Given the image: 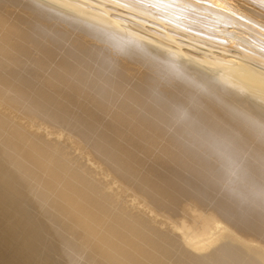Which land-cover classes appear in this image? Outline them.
Wrapping results in <instances>:
<instances>
[{
    "label": "bare ground",
    "instance_id": "obj_1",
    "mask_svg": "<svg viewBox=\"0 0 264 264\" xmlns=\"http://www.w3.org/2000/svg\"><path fill=\"white\" fill-rule=\"evenodd\" d=\"M0 264H264V0H0Z\"/></svg>",
    "mask_w": 264,
    "mask_h": 264
},
{
    "label": "rangeland",
    "instance_id": "obj_2",
    "mask_svg": "<svg viewBox=\"0 0 264 264\" xmlns=\"http://www.w3.org/2000/svg\"><path fill=\"white\" fill-rule=\"evenodd\" d=\"M93 6H95L96 8H98V5H96V4H94ZM113 14H117V15H120V16H123V17H126V18H130V17H128V16H126V15H124V14H121L120 12H117V11H111ZM133 20V19H132ZM136 21V20H135ZM136 22H138V21H136ZM144 26H146V27H151V28H153V26L152 25H149L148 23H145L144 24ZM183 40H185L184 38H182ZM186 41V40H185ZM182 47H184V48H188V49H191V48H189L188 46H183L182 45ZM202 48V47H201ZM193 50H195L196 52H200L201 50L200 49H193ZM200 50V51H199ZM214 50H217V48H214ZM218 52H220V50L218 49L217 50ZM202 52V51H201Z\"/></svg>",
    "mask_w": 264,
    "mask_h": 264
},
{
    "label": "clouds",
    "instance_id": "obj_3",
    "mask_svg": "<svg viewBox=\"0 0 264 264\" xmlns=\"http://www.w3.org/2000/svg\"><path fill=\"white\" fill-rule=\"evenodd\" d=\"M162 7L164 6V5H161Z\"/></svg>",
    "mask_w": 264,
    "mask_h": 264
}]
</instances>
